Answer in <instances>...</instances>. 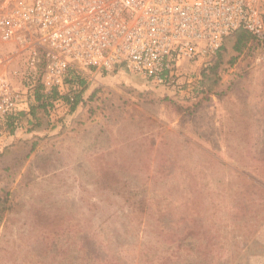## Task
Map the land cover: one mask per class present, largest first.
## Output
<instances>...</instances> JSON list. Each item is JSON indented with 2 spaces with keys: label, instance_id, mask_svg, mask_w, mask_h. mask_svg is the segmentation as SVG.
Listing matches in <instances>:
<instances>
[{
  "label": "rangeland",
  "instance_id": "rangeland-1",
  "mask_svg": "<svg viewBox=\"0 0 264 264\" xmlns=\"http://www.w3.org/2000/svg\"><path fill=\"white\" fill-rule=\"evenodd\" d=\"M192 76H95L1 127L0 264H264V67L185 112Z\"/></svg>",
  "mask_w": 264,
  "mask_h": 264
},
{
  "label": "built area",
  "instance_id": "built-area-1",
  "mask_svg": "<svg viewBox=\"0 0 264 264\" xmlns=\"http://www.w3.org/2000/svg\"><path fill=\"white\" fill-rule=\"evenodd\" d=\"M239 29L261 39L264 67V0H3L0 128L20 130L37 87L74 104L77 78L128 73L180 91Z\"/></svg>",
  "mask_w": 264,
  "mask_h": 264
},
{
  "label": "trees",
  "instance_id": "trees-1",
  "mask_svg": "<svg viewBox=\"0 0 264 264\" xmlns=\"http://www.w3.org/2000/svg\"><path fill=\"white\" fill-rule=\"evenodd\" d=\"M262 42L258 37L253 36L251 33L244 29L236 30L235 32L229 34L225 37L223 45L219 52L209 61L207 64L201 65L197 69V75L199 78V83L195 85L189 96H181L176 93L175 95L166 96L165 99L169 101H174L180 104L178 108L185 109V112H188L190 108L195 107V103L198 99H206L211 94L218 93L222 90V87H227L228 85L224 83L225 76L232 77L231 81L234 79V83L242 78L245 74L249 73L254 67L259 51L261 49ZM78 86L86 85L84 80L80 78L76 79ZM191 87V86H188ZM35 102L38 107L45 109L47 111L53 104V102H48L46 95L43 94L41 87L36 88ZM55 99H59L57 94ZM69 102L68 100H66ZM79 102V97L76 100V103ZM35 107L31 110L29 117H20V121L25 118H30L28 123L31 124L28 131H31V126L33 123V116H35ZM14 130L16 128L12 123H9ZM7 148V150H10ZM197 202L192 203L191 205H196ZM186 208H189L187 206ZM191 208V207H190ZM192 209V208H191Z\"/></svg>",
  "mask_w": 264,
  "mask_h": 264
}]
</instances>
